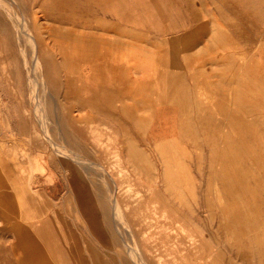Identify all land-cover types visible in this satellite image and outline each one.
I'll return each mask as SVG.
<instances>
[{"label": "rangeland", "instance_id": "rangeland-1", "mask_svg": "<svg viewBox=\"0 0 264 264\" xmlns=\"http://www.w3.org/2000/svg\"><path fill=\"white\" fill-rule=\"evenodd\" d=\"M16 1L0 0V264L62 262V247L33 239L43 216L32 207L49 204L31 182L27 147L71 160L77 172L51 191L77 190V210L112 225V245L96 247L112 264H170V254L171 264H264V0H150L193 19L121 49L108 37H52L53 25ZM82 77L132 80L113 84L108 165L59 140L60 127L83 143L71 126L86 119L70 116L77 101L67 95Z\"/></svg>", "mask_w": 264, "mask_h": 264}, {"label": "crops", "instance_id": "crops-1", "mask_svg": "<svg viewBox=\"0 0 264 264\" xmlns=\"http://www.w3.org/2000/svg\"><path fill=\"white\" fill-rule=\"evenodd\" d=\"M19 3L26 6L31 21L53 25H48L51 27V31L55 32L50 34L52 37H88L96 40L108 37L113 39V46L120 49L127 44L124 39L129 41L130 38L157 37L161 36L162 31L169 28L182 31L188 21L193 19L192 13L188 15L187 13L184 14L183 11L180 15L176 13L175 17H172L173 14L170 13L169 9H164L162 13H159L157 8L150 3V0H21ZM120 51L122 52V50ZM140 70L138 65L137 72L140 73ZM120 79L82 77L69 80L67 95L70 100L72 99L71 101H77L78 104L74 106V109H71L73 114L70 116L75 118L76 123L80 117L86 121L82 120L85 123L80 126H71L75 133H79L78 129L81 130V141H83L81 145H77L74 137L66 136V129L62 131L59 127L58 133L64 134L59 139L63 142L64 149L73 155L82 156L92 163H95L94 158H102L103 164H111L109 163L113 156L111 139L114 132L111 119L114 117V101H119L115 100L113 84L116 81L117 85H124V79ZM125 80H127L126 85L129 84L128 81L132 82L131 79ZM140 80H145L142 74L140 76L138 74L136 79V81ZM99 81H102L101 86ZM133 81L135 82V79ZM67 91L64 90V93ZM66 93L64 94L65 98L67 97ZM93 97L95 98L93 99ZM97 132L101 133L100 140ZM26 149L28 152L26 164L32 165L31 182L42 184L38 188V192L41 193L42 191L45 194L49 204V207L47 209L43 207L42 211L32 207V213L35 214L36 211V214L43 216L41 217L42 221L32 220L31 222L32 229H37L35 234L32 232L33 235H37V238L33 237L37 240L36 244H53V246L62 247V256L59 255L62 262L59 264H112L113 257H104L103 254H98L96 248L98 245H112V237L109 233V229L112 230V225L109 228L107 224L100 227L95 221L96 212L86 211V206H84L86 201L82 203L83 211L77 210V203L79 202V200L77 201L79 197L77 190L65 189L60 191L57 189L56 197L51 191V187L56 184L66 183L68 185L72 171L77 172L75 169L66 168L65 164H70L71 160L62 154H59L56 159L51 152L44 151L37 154L34 153L33 148L28 149L27 147ZM85 164L87 161L82 163V165ZM8 165L11 174L15 176V178L11 177L10 180H18L16 164L10 159ZM82 200L84 198L80 199V207ZM54 204L56 206H53ZM81 213L84 214L86 220L80 217ZM27 229L30 231V227ZM98 231H101L100 237ZM139 245L145 246L146 244L139 242ZM76 246L86 248L83 253H77L71 248ZM87 247L94 248L89 250ZM74 256L77 259H74ZM169 256V259L164 258L163 260L171 264L176 259L175 255L170 254Z\"/></svg>", "mask_w": 264, "mask_h": 264}, {"label": "bare ground", "instance_id": "bare-ground-1", "mask_svg": "<svg viewBox=\"0 0 264 264\" xmlns=\"http://www.w3.org/2000/svg\"><path fill=\"white\" fill-rule=\"evenodd\" d=\"M0 4H1V3H0ZM30 36L33 37L32 35H30ZM29 39H30V37H29ZM29 39H28V40H29ZM30 43H31V42H30ZM31 44H32V43H31ZM34 44H35L34 47H36L35 40H34ZM32 49H33V48H32ZM34 49H35V48H34ZM36 49H37V47H36ZM36 49L34 50V56H33V57H34L35 61H36L37 64H38V63H40V60H39V58H38L37 50H36ZM90 51H91V50H90ZM91 56H92V55H91ZM65 60L67 61V57H66V56H65ZM103 63H104V62H103ZM41 64H42V63H41ZM41 64H40V65H41ZM36 66H37V65H36ZM38 66H39V64H38ZM72 68H74V67H72ZM41 76H42V75H41ZM121 79H123V78H121ZM121 79H120V80H121ZM42 80H43V79H42ZM101 82H102V81H101ZM101 82L99 81V84H100ZM124 82H125V81H124ZM97 83H98V82H97ZM103 84H104V82H103ZM125 84H126V83H125ZM100 86H101V84H100ZM108 86H109V85H108ZM105 87H106V86H105ZM106 91H107V90H106ZM94 98H95V97H93V99H94ZM89 99H90V98H89ZM90 100H91V99H90ZM88 102H89V101H88ZM90 102H91V101H90ZM92 103H93V102H92ZM92 103H91V104H92ZM87 104H89V103H87ZM40 106H41V104H40ZM40 117H42V116H40ZM139 122H140V120H139ZM151 123H152V122H151ZM144 124H145V123H144ZM5 180H6V179H5Z\"/></svg>", "mask_w": 264, "mask_h": 264}]
</instances>
